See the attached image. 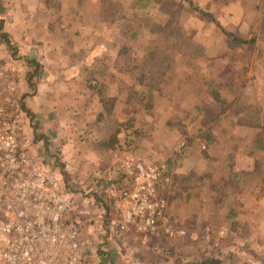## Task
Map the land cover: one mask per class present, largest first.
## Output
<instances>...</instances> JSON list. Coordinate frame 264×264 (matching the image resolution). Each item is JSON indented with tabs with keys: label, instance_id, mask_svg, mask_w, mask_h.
I'll return each mask as SVG.
<instances>
[{
	"label": "rangeland",
	"instance_id": "obj_1",
	"mask_svg": "<svg viewBox=\"0 0 264 264\" xmlns=\"http://www.w3.org/2000/svg\"><path fill=\"white\" fill-rule=\"evenodd\" d=\"M262 1L249 0L255 3L244 6V0H216L209 10L203 0H0V55L11 58L0 59V70L10 66L6 83L13 88L2 100H9L8 108L32 140L43 168L59 175L68 194L87 193L110 213L100 190L102 174L115 170L125 157L161 161L155 151L163 153L159 149L164 139L160 128L154 129L161 120L167 121L166 127L189 124L199 133V151L212 157L199 174L177 178L171 168V187L160 188L167 202L180 201L179 206L172 204L169 223L193 239L141 243L143 238L132 230L121 238L111 230L84 264H120L124 255L144 264L148 256L150 264H195L214 254L220 258L217 264L242 263L251 240L224 217L240 202L244 215L262 214L252 206L264 194V155L249 145L251 133L231 132L229 121L258 129L264 142V10L255 9H261ZM236 2L244 7L228 9ZM9 10L39 11L26 17L8 15ZM230 26L232 31L225 29ZM156 27L162 31L152 33ZM222 29L248 44L228 41ZM22 43L38 52L34 58L25 59ZM48 54L74 58L69 69L79 71L77 79L55 81L69 85L65 96L58 93L59 100L74 106L81 102L79 112H72L76 116L61 111L55 120L42 117L46 105L35 95L36 84L42 83L35 60ZM54 95L47 96L48 104ZM114 130L118 142L107 145ZM68 133L73 141L63 148L68 143L61 138ZM180 143L185 149L183 140L172 143L176 162L182 159ZM232 167L249 174L232 176ZM207 229L218 236L216 247ZM2 245L0 237V251Z\"/></svg>",
	"mask_w": 264,
	"mask_h": 264
},
{
	"label": "built area",
	"instance_id": "obj_2",
	"mask_svg": "<svg viewBox=\"0 0 264 264\" xmlns=\"http://www.w3.org/2000/svg\"><path fill=\"white\" fill-rule=\"evenodd\" d=\"M7 75L0 70L2 264H84L111 230H132L144 238L162 235L180 242L193 239L169 223L168 202L160 195V188L171 180L164 161L125 157L118 161L115 170H106L100 190L110 213L102 201L93 209L76 204L59 175L31 159L32 140L8 108L9 100H2V95L13 89L6 83ZM179 149L183 152L184 144L180 143ZM87 195L78 197L86 203ZM205 234L216 247L218 236L208 229Z\"/></svg>",
	"mask_w": 264,
	"mask_h": 264
},
{
	"label": "crops",
	"instance_id": "obj_3",
	"mask_svg": "<svg viewBox=\"0 0 264 264\" xmlns=\"http://www.w3.org/2000/svg\"><path fill=\"white\" fill-rule=\"evenodd\" d=\"M201 1V0H200ZM205 1V7H208L209 10H213L210 8H213L212 5L216 3V0H203ZM240 1V0H239ZM245 4L244 6H246V4H254L253 2H249V0H244ZM258 2V1H257ZM256 5V4H255ZM240 2H236L235 6H228V9H230V7H235L234 10H241L244 7ZM215 7V6H214ZM261 9L257 8V5L255 6L256 10H264V0L262 1L261 4ZM40 9V8H37ZM226 9V8H225ZM215 10H217V7H215ZM12 11V12H10ZM17 11H21V12H17ZM9 10V11H5L6 14L8 15H17V14H23L24 16H29L32 14H35V11H39V10ZM264 16V15H263ZM9 20V19H8ZM27 20V18H26ZM29 22V21H26ZM24 22H21V25H19V28L22 30V28H24ZM237 27V26H236ZM226 30L232 31L234 29V27H226ZM1 33V32H0ZM3 36L0 35V38H2ZM3 39V38H2ZM4 45L7 48V45L4 43ZM21 48L26 47V53H28V55L25 57V59H29V58H34L35 55L38 52H31L30 46L29 45H25V44H20ZM37 46V43L36 45ZM3 46H1L0 48H2ZM29 48V50H28ZM39 58H36L35 61H37L36 63L38 64V71H37V77L42 79V83H38L36 84L37 86V91H35V95H37V97L39 96L41 103L43 105H46V107H43L42 110H44L43 112V116L42 117H46L48 116V118H52L55 120V118L57 116H59V114L61 111H65L68 115L70 116H76V113H72L74 111H78V107L81 105V102H74L75 105L74 106L72 104H65V102H63L62 100H59L58 97H56L58 95V93L60 92V96H65V92L67 91V87H69V85H58V83L55 80L58 79H62V81L64 82V79H77L79 71H75V69H69V64L71 61H73V57L69 59V56L66 58H62L61 56L58 57L55 54H48V55H41L39 56ZM0 59H2L4 62H8V60H11L10 56H4V55H0ZM67 59V60H66ZM86 59V58H85ZM86 61V60H85ZM77 62V61H76ZM75 62V63H76ZM27 65H30V63H26ZM9 65V64H8ZM12 65V64H11ZM13 66V65H12ZM10 67V66H9ZM7 67V64L5 66V68H3L4 71L9 70ZM24 69H26V67H24ZM23 70V69H22ZM22 72L21 70H18V74L21 75ZM54 80V82H53ZM53 83V84H52ZM49 94H55L54 95V101L51 102V104H48V95ZM46 99H44V98ZM120 100L119 99L117 101V104H120ZM39 101V100H38ZM122 101V100H121ZM40 102V101H39ZM78 103V104H77ZM90 105V103H88L85 108L87 111L88 106ZM46 114V115H45ZM86 115L87 114L86 112ZM75 118V117H72ZM166 122L165 120H161L160 123H157V125L155 126L153 123L150 124V126L153 124L155 126V130L157 129L156 127L160 128V132L161 135L163 136L164 141H162L161 145H160V149L162 150L163 153H160L158 151H155L160 160L164 161L168 167V171L170 173V171L172 169H175V177H179L180 176H187L188 174H199L201 173L204 169L205 166L207 165L206 162V158L208 157L209 159H211L212 157L210 156V154H205L204 152H200L198 149V142L200 141V136L199 133H197L196 130H192L189 127V124L187 123H181L179 126H172V127H166ZM50 125H56V122H52L50 121ZM229 123L231 124V132L233 131L234 133L237 134H244L247 135L248 133H251V138H250V144L253 145L254 140L256 139V137H260V133H258V129H250L248 128L249 126L246 125L245 127L243 125L238 124L239 126H237V123H231L229 121ZM69 124V123H68ZM70 126V127H69ZM68 128H71L72 126L69 125ZM255 126H259L262 127V125H255ZM180 128V129H178ZM156 132V131H155ZM212 134H214L213 132V128L211 129ZM210 133V132H209ZM74 135H77V132L73 133ZM72 135V136H74ZM208 135V134H207ZM215 135V134H214ZM259 135V136H258ZM66 136V137H65ZM71 135L65 134L64 137L61 138L62 143L67 142L68 144L65 145L63 148H70L69 143L72 142L73 140H71ZM75 139V136H74ZM65 140V141H64ZM185 141L186 144V148L183 151L182 155H179L178 157L182 158L179 161L176 162V156L173 154V146L172 143L177 141ZM197 142V143H196ZM74 146H78L76 143L73 144ZM204 145V144H203ZM202 145V147H204ZM205 149V148H203ZM150 150H148V154L151 155V153H149ZM260 155H264V147L262 150H260ZM259 152V150H258ZM75 158L77 159V155H75ZM157 156V157H158ZM30 157L31 159L40 167H43V161H40L41 159H39L38 154L36 153V150L34 148V144L32 142V146L30 149ZM154 157V156H153ZM75 159V161H77ZM250 163H248L249 165ZM172 168V169H171ZM235 168V167H234ZM232 167L231 171H232V176H237V174H243V175H248L249 173L247 172V169H242V168H237L234 169ZM236 173V174H235ZM250 174H253L252 172ZM174 175L172 174L173 178ZM172 185V180H171V184L168 185V187H171ZM165 186V185H164ZM69 196L74 200V202L76 201V204L78 205H85V206H90L92 209L94 207L97 206V204H99V202L93 198H87L88 201L85 203L83 202V198L82 197H78V195L74 194V195H70ZM188 197H190V194H185V197L183 199V201H185ZM179 201V200H178ZM174 203H169L168 202V220L170 222V212L172 211V204L174 205L176 202L173 201ZM97 203V204H96ZM178 203V202H177ZM176 203V206L180 205V201L179 204ZM243 202H240L238 205V208H231L228 210V213L226 214V216L224 217V220H227L228 222H230L231 224V228H241L240 232H244V236L248 237L251 240V247H250V251H246V257L242 258V263L239 264H264V194L257 200L254 201V204L252 206V208H256L258 210V212H262L261 215L258 214V217H250L249 214L244 215L243 211L240 209L242 207ZM96 204V205H94ZM176 222H181L176 220ZM233 229V228H232ZM134 234V233H132ZM139 236L140 238H143L141 240V243L148 241L149 243L152 241H159L160 239H165L163 238L162 235L158 236V237H148V238H144L141 235L138 234H134ZM122 236H124V233H117L116 232V237L117 238H121ZM3 241V239H2ZM147 243V242H146ZM148 243V244H149ZM3 247V245H2ZM151 253V252H150ZM136 255V254H135ZM134 255V256H135ZM221 256H223L222 253H220ZM128 255H124L122 256V260L120 261V264H144L142 263L140 260L135 259L137 257H135L134 259H130ZM151 256V255H150ZM218 255L214 254L212 257L214 258H209V259H213V260H219L220 258H216ZM211 257V255H210ZM217 260V261H218ZM148 264H150V262L153 263L152 259H149L148 256ZM218 261V262H219ZM248 261V263H247ZM179 262H173L172 260H168V262L165 264H178ZM217 263V262H216ZM0 264H2L0 262ZM158 264V263H157ZM180 264V263H179Z\"/></svg>",
	"mask_w": 264,
	"mask_h": 264
},
{
	"label": "trees",
	"instance_id": "obj_4",
	"mask_svg": "<svg viewBox=\"0 0 264 264\" xmlns=\"http://www.w3.org/2000/svg\"><path fill=\"white\" fill-rule=\"evenodd\" d=\"M208 17H210V16H208ZM211 20H212V18H211ZM167 22H169V20H167ZM212 22H214V20H212ZM214 23L217 24L216 22H214ZM161 31H162V28H157V27L151 30L152 33L161 32ZM222 34L228 41H230V42H232L234 44H238V45L248 44L246 41H242L234 33H230V32H227V31L222 29ZM252 42H253V40H251V43ZM118 133H119L118 130H114L113 134L107 138V140H108L107 141L108 142L107 145H115V144H117L118 140L115 137H116V135H118ZM253 146L256 147L258 150H262L263 147H264V142H262L260 137H256V139L253 142ZM163 238H165V237L163 236ZM216 262H217V260L207 259V260H204V261L202 260V261H200L198 263H195V264H217Z\"/></svg>",
	"mask_w": 264,
	"mask_h": 264
}]
</instances>
